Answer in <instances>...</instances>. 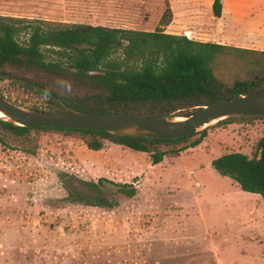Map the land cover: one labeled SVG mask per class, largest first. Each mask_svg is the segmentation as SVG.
<instances>
[{"label":"rangeland","instance_id":"1","mask_svg":"<svg viewBox=\"0 0 264 264\" xmlns=\"http://www.w3.org/2000/svg\"><path fill=\"white\" fill-rule=\"evenodd\" d=\"M168 1L172 20L165 32L229 44L228 15L214 17L201 0H188L200 8L188 15L187 0ZM0 5L15 16L154 30L165 0ZM0 92L23 107L46 101L7 79L0 80ZM263 134L261 118L215 127L197 146L156 164L146 152L107 140L92 150L56 131L31 132L34 154L24 150L29 143H0V264H264V198L210 165L224 152L251 155ZM120 185L133 186L134 195L117 193ZM71 191L118 202L91 205Z\"/></svg>","mask_w":264,"mask_h":264},{"label":"trees","instance_id":"2","mask_svg":"<svg viewBox=\"0 0 264 264\" xmlns=\"http://www.w3.org/2000/svg\"><path fill=\"white\" fill-rule=\"evenodd\" d=\"M214 17L222 14V0H213ZM172 20L169 1L156 29L60 22L0 15V74L11 85L46 98L31 108L124 112L146 116H187L218 101L264 90V50L201 41L185 34L165 32ZM0 96H5L0 92ZM264 119V116H230L177 138L122 135L104 130L29 127L0 118V143H29L32 131H56L82 139L92 150L104 141L146 152L152 164L197 146L210 129L230 123ZM213 170L230 177L243 191L264 198V134L251 155L224 152L210 162ZM117 193L133 196L131 185L117 186ZM69 196L91 205L114 207L117 200L90 198L71 191Z\"/></svg>","mask_w":264,"mask_h":264},{"label":"water","instance_id":"3","mask_svg":"<svg viewBox=\"0 0 264 264\" xmlns=\"http://www.w3.org/2000/svg\"><path fill=\"white\" fill-rule=\"evenodd\" d=\"M0 77H8L0 74ZM66 110L23 107L0 96V118L29 127L104 130L122 135L154 138L186 136L219 119L230 116H264V90L222 98L198 108L187 116H146L124 112L83 111L65 106Z\"/></svg>","mask_w":264,"mask_h":264},{"label":"crops","instance_id":"4","mask_svg":"<svg viewBox=\"0 0 264 264\" xmlns=\"http://www.w3.org/2000/svg\"><path fill=\"white\" fill-rule=\"evenodd\" d=\"M201 1H203L209 9H211L213 0ZM0 7L3 6L0 5ZM6 7L7 6H4V12H0V15H12L6 11ZM184 7L186 8H184V12L188 15L198 14L200 10L199 4L195 1L187 0ZM172 8L174 11V6H172ZM224 15H228L230 19L229 27H227L230 45L246 48L258 47V49L264 50V0H222V14L218 18H222ZM251 15H255L257 17L254 19L251 18ZM18 17L34 18L30 16ZM169 33L179 34L177 32ZM258 35L262 37L260 40L255 38Z\"/></svg>","mask_w":264,"mask_h":264},{"label":"bare ground","instance_id":"5","mask_svg":"<svg viewBox=\"0 0 264 264\" xmlns=\"http://www.w3.org/2000/svg\"><path fill=\"white\" fill-rule=\"evenodd\" d=\"M3 114L0 112V116H2Z\"/></svg>","mask_w":264,"mask_h":264}]
</instances>
